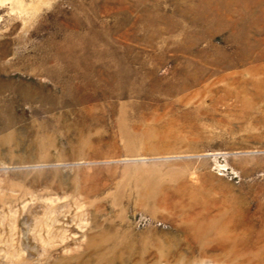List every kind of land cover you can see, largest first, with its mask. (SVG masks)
Segmentation results:
<instances>
[{
    "label": "rangeland",
    "instance_id": "374dc122",
    "mask_svg": "<svg viewBox=\"0 0 264 264\" xmlns=\"http://www.w3.org/2000/svg\"><path fill=\"white\" fill-rule=\"evenodd\" d=\"M0 264H264V0H0Z\"/></svg>",
    "mask_w": 264,
    "mask_h": 264
}]
</instances>
